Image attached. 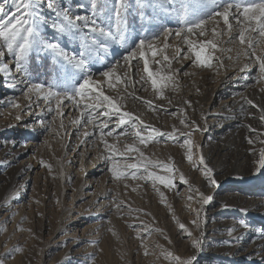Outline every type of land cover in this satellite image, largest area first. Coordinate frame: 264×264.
Listing matches in <instances>:
<instances>
[{"label":"rangeland","instance_id":"374dc122","mask_svg":"<svg viewBox=\"0 0 264 264\" xmlns=\"http://www.w3.org/2000/svg\"><path fill=\"white\" fill-rule=\"evenodd\" d=\"M86 2L65 0V6L71 4L75 12L85 14L86 9L77 5ZM147 11L143 19L135 9L128 16L129 30L136 29L131 39H138L136 33L143 34L145 29L149 34L159 31L158 25L173 30L178 27L176 20L162 11ZM46 32L50 37L55 35L51 29ZM237 35L238 29L232 33L233 37ZM253 36L262 39L258 34ZM156 43L162 44L163 40ZM169 43H177L175 36L169 38ZM65 46L69 50L78 49V44ZM181 47L187 50L185 45ZM221 47L224 51L216 52L221 60L214 61L211 68L194 67L190 60L184 59L174 62L172 68L179 69V86L164 89L162 99L157 98L150 82L143 87L132 83L143 74V60H139L138 66L136 60L132 61L126 92L123 84L118 86L119 91L108 88L106 78L99 72L107 70L110 63H124L126 50L119 45L110 48L105 61L92 66L94 79L105 94L122 97L119 103L123 110L142 118L148 125L164 132H171L173 127L187 132L189 129L180 123L186 117L189 124L195 121L201 129H206L193 131L191 140L213 169L216 186H209L202 172L186 160V149L182 147L185 137L178 134L175 141L159 137V142L150 143L147 148L140 146L150 159L169 163L177 170L172 174L176 179L171 189L130 175L115 180L109 171L114 161L106 159L109 152L100 142L98 120L94 127L87 115L81 117V111L70 102H65L62 118L55 112L48 113L44 102L37 104L34 95L32 106L26 107L30 101L21 91L24 85L10 87L13 81L4 76L7 87L2 90L5 101L0 105V129H7V133L0 137V202L3 199L10 202L0 211V259L5 264H170L160 253L171 251L181 258L195 255L197 264H264L261 231L264 230V172H257L254 163L264 148V120H261L264 78L255 57L242 53L246 46L240 45L238 39L229 41L226 34ZM262 50L258 47L257 53ZM166 54L174 55V49L169 47ZM4 61L15 72L13 57L6 55ZM149 63L152 64L151 56ZM31 72L33 82L47 83L50 61H37L33 57ZM9 100L19 103L21 108L10 106ZM240 100L245 102L243 111L225 113L226 105ZM246 100H252L256 107L248 105ZM92 115L95 117L94 112ZM78 118L79 124L72 122ZM42 120L50 130L45 131ZM113 129L117 134L127 130L116 128L113 122L104 131ZM86 132L88 136L84 135ZM105 139L123 151L126 143L135 142L134 130L127 137L114 135ZM250 139L254 143L250 144ZM227 143L232 145L230 151H219ZM245 152L247 168L244 173L234 174L231 169L239 166L237 154ZM224 156L222 170L215 169ZM114 160H119L122 171L124 165L138 162L131 157ZM32 164L36 167L31 171L17 175L24 166ZM135 171L127 169L128 173ZM155 171L166 174L160 169ZM181 173L193 189L212 196L213 200L201 207L196 192H189V186L180 183ZM90 178L92 187H83ZM93 195H96L94 199ZM189 195L194 199L189 200ZM251 202L253 207H249ZM194 209H200L199 227L191 223L197 219ZM72 218L80 221L77 227L71 225ZM241 220L249 227L241 226ZM179 223L192 231L194 238L202 239V250L192 248L191 238L179 229ZM213 225L216 226L212 228ZM229 230H233L231 234ZM256 241L260 243L255 247ZM16 247L22 251H13Z\"/></svg>","mask_w":264,"mask_h":264},{"label":"snow or ice","instance_id":"6c2138e0","mask_svg":"<svg viewBox=\"0 0 264 264\" xmlns=\"http://www.w3.org/2000/svg\"><path fill=\"white\" fill-rule=\"evenodd\" d=\"M77 7L86 9V13L75 12L71 4L65 6V0H0V75L13 81L10 87L24 85L21 91L25 99L30 101L26 107L32 106L31 99L34 95L37 104L40 101L44 102L48 113L55 112L62 118L63 108L67 106L65 102H70L74 108L81 111V117L87 115L88 122L94 127H97L98 120L100 142L109 152L106 159L114 161L109 171L115 180L130 175L133 179L152 181L171 189L176 179L172 174L177 170L169 163L150 159L140 146L147 148L150 143L159 142V137L175 141L178 134L185 137L182 147L186 149V160L202 172L209 186H216L218 182L213 169L208 166L203 155L199 154V146L194 145L191 140L193 131L206 129H201L195 121L189 124L186 117L181 119L180 123L189 129L187 132L175 127L171 132H164L148 125L142 118L123 110L119 103L122 97L114 98L105 94L103 87L94 79L96 73L92 71V66L105 61L110 48L119 45L126 50L124 63L121 64L120 61L110 63L107 70L99 72L100 76L106 78L108 88L119 91L118 86L123 84L126 92L129 73L133 68L132 61L136 60L138 66L139 60H143V74L138 81L132 83H140L143 87L150 82L157 98L162 99L164 89L179 86L177 81L179 69L174 70L173 63L184 59L190 60L194 67L211 68L214 61L221 60L216 52L224 51L221 47L222 37L227 34L229 41L238 39L240 45L246 46L242 53L255 57L261 78H264V50L257 53L258 47L264 49V0H134V3L133 0H87ZM134 9L141 19L148 15V9H152L153 13L162 11L164 15L174 18L178 27L173 30L158 25L159 31H152L149 34V30L145 29L143 34L136 33L138 39H131L136 29L129 30L128 16ZM9 11H12L11 16ZM221 21L223 27H220ZM46 29H51L55 35L48 36ZM237 29L238 35L233 37L232 33ZM254 33L262 39H255ZM173 36L177 40L174 45L169 43V38ZM161 39L163 43L157 44L156 41ZM66 44H78V49L69 50ZM181 45H185L187 50L185 51ZM169 47L174 49L172 56L166 54ZM6 55L13 57L15 72L9 63L4 61ZM149 56L152 58L151 65ZM33 57L37 61L42 59L50 61L51 75L47 83L33 82L31 72ZM246 67L247 65H244V68ZM244 68H241V71ZM7 103L14 108H21L19 103L12 100ZM148 103L151 107V102ZM185 103L191 104L190 101ZM246 103L256 107L252 100H246ZM180 111L183 112V109ZM261 111L264 112V109ZM93 112L95 117L92 115ZM16 119L19 120L20 116L17 115ZM261 120H264V115L261 116ZM72 122L79 124L81 121L78 118ZM113 122L116 128L127 130L118 134L115 129L105 132L104 130ZM40 123L45 131L50 130L45 121L42 120ZM133 130L135 142L126 143L123 151L105 139L114 135L117 138L127 137ZM84 135L88 136L89 133L86 132ZM248 142L254 143L251 139ZM194 148L196 152H193ZM197 155L198 159H194ZM115 157L125 159L131 157L133 160L138 159V162L124 165L125 170L122 171L120 162L114 160ZM254 163L257 172H264V148L260 150L259 159ZM127 169L136 171L128 173ZM156 169L166 174H157ZM178 179L180 183L189 186V192H196L201 207L213 200L212 196H205L199 189H193L182 173ZM188 199L192 200L194 197L189 195ZM116 207L119 208L120 205ZM193 211L197 213V219L191 223L199 227L200 209ZM239 223L245 228L249 227L244 220ZM179 229L191 238L193 249L202 250L201 238H194L192 231L183 223H179ZM231 231L233 230H229L230 234ZM13 251L20 252L22 249L16 247ZM148 254L146 251L145 255ZM7 255L10 256L11 253ZM160 255L169 260L170 264H197L195 255L181 258L171 251H162ZM0 264H5L4 259H0Z\"/></svg>","mask_w":264,"mask_h":264},{"label":"bare ground","instance_id":"6f19581e","mask_svg":"<svg viewBox=\"0 0 264 264\" xmlns=\"http://www.w3.org/2000/svg\"><path fill=\"white\" fill-rule=\"evenodd\" d=\"M0 77H2L3 78V80H0V105L2 106L3 105V103H4V99H3V95H4V91H2L4 88H6L7 87V85L4 83V81H7V79L6 78H4V75H0ZM245 105V102L243 101V100H240L239 102H232V103H229V105H226V107H225V109H226V112L225 113H228V114H230V111L232 112V114L233 113H239L240 111H241V109H242V107ZM2 111V110H1ZM0 128H2V127H0ZM7 129H5L4 131L3 130H1L0 129V137H3V135L4 134H6L7 132H5ZM1 131H3V132H1ZM232 147V145H230L229 143H227V144H225V145H222L221 147H220V150L219 151H223L224 153L225 152H229L230 151V148ZM234 148V147H233ZM223 153V154H224ZM242 153V152H241ZM220 154V153H219ZM227 155V154H226ZM225 160H226V157L224 156V157H221V160H219V162L217 163V164H215V169H218V170H222V165L225 163ZM236 162L239 164V166H236V167H234V168H232L231 170H233V173L234 174H238L239 172H241V173H244L245 171H243V170H245V168H247V156H246V152L244 153V154H240V153H238L237 154V157H236ZM2 163V162H1ZM3 165V164H2ZM34 167H36L34 164H32V165H30V166H24V168H23V170H21L20 172H18L17 173V175H20L23 171H31ZM17 172V171H16ZM16 172L14 173V174H16ZM91 183H92V181H91V178L88 180L87 179V181L85 182V185L83 186V187H85L86 185H91ZM90 187H92V186H90ZM95 187V189H94V191L96 192V190H97V188H96V186H94ZM93 197H96V195L94 196H92V198ZM98 197V196H97ZM101 197V196H100ZM94 199V198H93ZM257 200V199H256ZM259 200H261V199H259ZM258 201V200H257ZM10 202V200H8V199H3L1 202H0V211L2 210V209H4V207H7V205H8V203ZM260 202V201H259ZM95 204V203H94ZM97 204V203H96ZM254 206V204H253V202H251V205L249 206V207H253ZM9 207V206H8ZM98 209V208H97ZM96 211H98V210H96ZM3 217V216H2ZM81 217V216H80ZM85 218V217H84ZM73 219V218H72ZM76 219V218H75ZM75 219H73V220H71L72 221V223H71V225H73L74 224V226L75 227H77L78 226V224H79V222L80 221H77V220H75ZM75 222H77V223H75ZM82 223V222H81ZM1 225V224H0ZM216 225H213V227L212 228H214ZM70 227H72V226H70ZM73 228V227H72ZM77 229V228H76ZM259 243L260 242H258V241H256L255 243H254V246L256 247V246H258L259 245ZM76 251V250H75ZM76 253H77V251H76Z\"/></svg>","mask_w":264,"mask_h":264}]
</instances>
